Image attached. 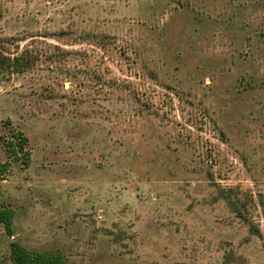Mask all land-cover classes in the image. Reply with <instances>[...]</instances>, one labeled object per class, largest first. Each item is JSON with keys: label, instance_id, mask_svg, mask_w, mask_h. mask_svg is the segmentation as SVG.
<instances>
[{"label": "rangeland", "instance_id": "374dc122", "mask_svg": "<svg viewBox=\"0 0 264 264\" xmlns=\"http://www.w3.org/2000/svg\"><path fill=\"white\" fill-rule=\"evenodd\" d=\"M0 59V264H264V0H0Z\"/></svg>", "mask_w": 264, "mask_h": 264}, {"label": "trees", "instance_id": "16d2710c", "mask_svg": "<svg viewBox=\"0 0 264 264\" xmlns=\"http://www.w3.org/2000/svg\"><path fill=\"white\" fill-rule=\"evenodd\" d=\"M0 62H3V60L0 59ZM17 133H19V140L17 143L19 147H22L26 140V136L22 135L19 131ZM6 142L10 145L11 152L15 154L16 149L13 146L12 139H7ZM23 160L24 164H27V153H25ZM12 214V208L0 207V222L3 223L6 233L9 235L12 233ZM256 230V232H258V229ZM9 247L11 264H65L59 252L30 250L15 240L9 243Z\"/></svg>", "mask_w": 264, "mask_h": 264}]
</instances>
